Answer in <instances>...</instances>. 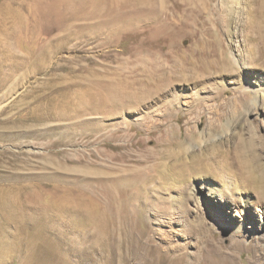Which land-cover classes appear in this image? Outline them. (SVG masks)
<instances>
[{
	"label": "rangeland",
	"instance_id": "1",
	"mask_svg": "<svg viewBox=\"0 0 264 264\" xmlns=\"http://www.w3.org/2000/svg\"><path fill=\"white\" fill-rule=\"evenodd\" d=\"M263 185L264 0H0V264H264Z\"/></svg>",
	"mask_w": 264,
	"mask_h": 264
},
{
	"label": "bare ground",
	"instance_id": "2",
	"mask_svg": "<svg viewBox=\"0 0 264 264\" xmlns=\"http://www.w3.org/2000/svg\"><path fill=\"white\" fill-rule=\"evenodd\" d=\"M151 0H135V2L137 3V4H148L149 2H150ZM137 72V71H136ZM139 74V73H138ZM154 76H156L155 74H154ZM154 76H151L152 78H154ZM142 83L143 82H140V81H138V82H136L134 85H135V90L137 91V92H135V94L133 95L132 93L130 94V93H126L127 95H124V94H120V96L118 97V99H114V98H116V97H113V98H111V99H109V102L110 103H113V105L114 106H117L116 108H117V111H123V110H126V109H129V108H134V107H137L138 105H140V104H144L145 102H147V101H149V99H155V92L154 93H152L153 92V90H157V91H163V88H164V85H165V83L164 84H162L161 83V81L159 80V81H152L151 83H150V87H148V89L146 88V87H144L145 85H142ZM144 84V83H143ZM111 86V85H110ZM114 87H110V90L111 89H113ZM121 91H122V89H121ZM123 92V91H122ZM157 99V98H156ZM155 99V100H156ZM175 101V100H174ZM146 104V103H145ZM132 106H134V107H132ZM247 152V151H246ZM225 154V153H224ZM224 156H226V155H223V157ZM221 157V156H220ZM222 159V158H221ZM226 159V158H225ZM237 159V158H236ZM241 159V158H240ZM229 160H231V159H229ZM234 160H235V158H234ZM233 161V160H232ZM241 161V160H240ZM221 162H222V160H221ZM226 162V161H225ZM225 162L224 163H222V165L223 164H225ZM235 162V161H234ZM233 162V163H234ZM219 163V162H218ZM217 163V164H218ZM229 163V162H228ZM247 162H246V160H244V161H241V162H238L237 160H236V163L235 164H237L236 166V169L238 170V171H240L241 170V172H243V171H246V170H249V169H247L246 168V164ZM231 164V163H230ZM226 165V164H225ZM229 165V164H228ZM222 167V166H221ZM225 167V166H224ZM224 167H222L223 169H224ZM221 168V169H222ZM225 168H227V167H225ZM227 170V169H226ZM228 171V170H227ZM237 172V171H236ZM245 173V172H244ZM242 174V173H241ZM231 175V174H230ZM236 176H239V175H236ZM230 177V176H229ZM242 177H243V174H242ZM234 182V181H233ZM236 182V181H235ZM234 182V183H235ZM233 184V183H232ZM243 184V183H242ZM255 193H257L258 194V197L261 199V201H264V185H263V187L262 188H256L255 189ZM215 192L217 193V190H215ZM214 192V193H215ZM219 192H220V190H219ZM213 194V193H212ZM147 262H149V261H147ZM146 264H149V263H146Z\"/></svg>",
	"mask_w": 264,
	"mask_h": 264
}]
</instances>
